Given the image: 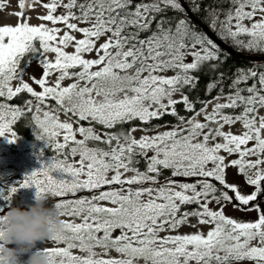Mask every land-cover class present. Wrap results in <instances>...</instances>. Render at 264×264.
Masks as SVG:
<instances>
[{
	"label": "snow or ice",
	"instance_id": "1",
	"mask_svg": "<svg viewBox=\"0 0 264 264\" xmlns=\"http://www.w3.org/2000/svg\"><path fill=\"white\" fill-rule=\"evenodd\" d=\"M226 2L230 7L224 10L202 6V0H49L41 5L46 14L37 16L48 26L30 24L24 13L41 0H18V22L0 26V101L22 93L31 97L26 112L0 102V137L15 143L13 125L31 114L36 139L55 153L21 180L0 182V201L6 202L0 218L19 189L33 187L36 199L52 198L59 215L71 219H61L62 226L43 241L65 245L42 249L50 264H264V115L259 114L264 71L239 69L229 92L221 89L211 100H192L188 94L199 81L194 73L205 66L217 72L224 54L189 11L199 15L203 10V22L218 40L264 55V0ZM60 8L64 12L57 14ZM169 11L178 15L168 16ZM93 53L95 58H86ZM34 58L43 70L40 78L31 77L40 91L23 80ZM16 79L20 82L13 87ZM66 79L73 82L62 86ZM223 79L218 73L207 94ZM178 104L192 115H180ZM60 114L66 119L61 121ZM165 115L177 123L149 127ZM137 120L140 125L123 127ZM236 123L241 133L224 131ZM138 130L144 134L137 139L133 133ZM233 155L237 158L228 160ZM230 167L245 176L250 192L227 181ZM165 170L170 176L160 184ZM233 201L234 208L255 211L257 218L245 222L226 215L224 207ZM213 202L216 210L209 206ZM193 204L197 207L187 210ZM190 217L198 225H211L210 230L160 236L196 227ZM74 249L84 255H75Z\"/></svg>",
	"mask_w": 264,
	"mask_h": 264
},
{
	"label": "rangeland",
	"instance_id": "2",
	"mask_svg": "<svg viewBox=\"0 0 264 264\" xmlns=\"http://www.w3.org/2000/svg\"><path fill=\"white\" fill-rule=\"evenodd\" d=\"M30 2V0H26V3ZM49 0H41L40 4L35 5L34 9L30 10L27 7L24 9V13L26 17H30L28 22L32 25H39L40 23H45L48 26H51L50 22L46 21H41L37 18L38 15H44L46 14V10L41 6L43 3H47ZM0 4L3 5L2 8H0V26L3 25H15L18 22V18L14 15L15 12L20 11L18 7V0H0ZM64 9L60 8L57 12V14L63 13ZM84 26V25H80ZM56 27L63 28V25H56ZM62 34V33H61ZM77 38H82L80 33H73ZM101 43L103 40L100 41ZM74 49L72 47H69L67 49L68 52H72ZM48 58L51 60L54 58V54L48 53L47 54ZM86 58H95V54H91L90 56H87ZM191 58H189L190 61ZM26 73L23 76V80L25 82H28L31 87L35 91H40L41 89L37 84H35L31 77L35 76L37 79L42 76L43 70L42 67L39 66L38 63V58L31 59L28 61V66L26 69ZM166 75H173L172 72L166 73ZM56 76L53 74L50 76L49 83L51 84L54 82ZM19 79L13 80L11 82L13 87L18 86L19 84ZM72 80L66 79L62 82V86H67L69 83H72ZM174 98L179 99V95L177 94ZM220 102H224L221 100ZM27 108V106H26ZM211 110V105L209 106V111ZM260 115H264V109H260L259 112ZM66 117L63 114H60V120L63 121L65 120ZM201 121H203V117H199ZM78 126L74 122V127ZM167 130L165 127L160 128V131ZM224 131H232L234 134H239L243 131L242 125L240 123H236L232 126H225ZM144 133L142 131H136L133 133V135L138 139L141 135ZM149 135L153 133H148ZM79 138V137H78ZM62 139V137L58 138ZM15 145L17 151L12 152L10 149L11 146ZM251 146V144L249 145ZM31 146H28L27 143L23 141L15 142V143H8L7 140L3 137H0V165L3 167V172L0 175V182H7V183H12L15 181L21 180L26 174L39 169L43 164H46L49 162L50 158L54 155L51 156H43L41 154L33 153L30 152L29 148ZM152 153H149L151 155ZM221 155H225V153L221 152ZM237 158L235 155L228 157V160L235 159ZM73 159H78V157H75ZM251 159H255V157H252ZM227 163V161H226ZM211 166V165H209ZM261 167H264V165H261ZM53 175L56 178H59V175L57 173H53ZM127 175L131 176L132 173H128ZM197 178H184V179H179L177 181H186L191 182ZM227 181L229 183H236L238 186L241 187L243 191L250 192L252 190L251 187H245L246 184V178L243 174H240L238 169L236 167H230L227 169ZM163 184V183H160ZM147 186V185H146ZM19 195L21 196L22 202L29 206L35 202V188L30 187V188H22L17 191ZM16 194V193H15ZM92 193L88 192H80L78 195L79 196H90ZM71 198V197H69ZM144 199H147L145 197ZM54 203V202H53ZM237 203L233 201L232 203H228L224 207L225 214L228 215L229 217L236 218L241 221H254L257 218L258 213L255 211H246V210H241L233 207V204ZM197 206V205H196ZM210 208L213 210H216L218 208V205L215 204V202L211 203ZM60 219H71L69 217H64L60 216ZM75 222H80L78 219L75 220ZM189 222L191 225H196V227H190V226H183L180 227L178 232L172 231V232H161L160 236H165V235H175V234H191L195 233L197 231L202 232L203 234H206L208 230H210L211 225H198L197 223V218L195 217H190ZM118 234V233H114ZM63 247L65 246L63 243L56 245L53 242L49 243H38L36 246V249H43L45 247ZM10 247H14V245H10ZM34 249V250H36ZM96 251H100V249H96ZM73 253L75 255H84V253L79 252L78 249H74ZM110 255L112 257L118 256V254L115 251H111ZM17 264H25L23 263L20 258H18ZM138 264H144L143 260L139 261ZM241 264H252L250 261H243Z\"/></svg>",
	"mask_w": 264,
	"mask_h": 264
},
{
	"label": "trees",
	"instance_id": "3",
	"mask_svg": "<svg viewBox=\"0 0 264 264\" xmlns=\"http://www.w3.org/2000/svg\"><path fill=\"white\" fill-rule=\"evenodd\" d=\"M206 4H212L214 7L217 8H222L224 10L228 9L230 5L226 2V0H202V6ZM186 8H188V5H184ZM189 13L194 17L195 20H197L200 24L204 25L205 27L208 28L207 24L203 22V18L205 16V12L202 10L200 11L199 15L193 14L191 11ZM168 16H173V15H178L174 14L173 12L169 11L167 13ZM188 15V13H187ZM189 16V15H188ZM223 18V17H221ZM193 21V20H192ZM196 24V23H195ZM200 27V26H199ZM213 33V32H212ZM214 34V33H213ZM216 37V35L214 34ZM217 38V37H216ZM242 39H247V37H242ZM220 41V40H219ZM222 42V41H221ZM223 44L227 45L233 52V54H229L224 50V54L222 56V64L218 65V71L217 72H212L208 70V67L205 66L201 71L194 73V75L199 77V81L197 86L195 87V90L188 92L187 89H185L186 92H188L190 98L192 100H196L199 98L200 100H211L212 97H215L221 89H223V92L227 94L229 92V84L232 81V78L234 77L235 73L239 69H255L257 71H264V61H252L249 58H256V57H264L262 54H252L249 53L248 51H238L235 47L231 46V43H224ZM222 72L224 74V79L222 82L219 83L218 87L213 90L210 94H207V85L208 83L212 82L213 80L216 79L218 73ZM253 81L249 80L248 84L250 85ZM244 85H242L243 87ZM31 99L30 94L27 93H22L19 94L18 97L13 98L12 101L7 102V101H0V102H7L10 103L11 105L14 106H19L21 107L25 112L27 111L26 104L25 102ZM53 107L55 106L54 101H49ZM177 110L179 111L180 115H185V116H191L192 113H186L184 111V107L182 104H178ZM201 105L199 103L196 104V108L199 109ZM226 112H231L232 110H225ZM240 109H236V112L238 113ZM81 124H84L86 122H80ZM140 121H133L130 124H125L123 127L124 128H130L133 125H140ZM177 121L174 117L170 115H165L159 120H152L151 124L149 127L153 125H174L176 124ZM97 128H100L101 126L97 125ZM164 128V127H161ZM13 131L17 133L18 139L16 140L17 142L23 141L27 143L28 146H31L29 148L30 152L41 154L43 156H51L54 153V150L50 148V146L46 145L43 140H37L36 139V133L38 132V129L35 128L34 122L31 120V114L25 115L24 117L20 118L14 125H13ZM103 147V145H101ZM12 152H15L16 146L13 145L10 147ZM138 167L143 170L145 167V163L143 160H141V163L138 165ZM3 172V167L0 165V175ZM170 176V170H165L163 175L160 177V183L165 182V177ZM175 180L179 179H184L183 177H175ZM214 182V181H213ZM216 183V182H214ZM146 186V185H145ZM133 187H136L133 185ZM53 199L48 198L46 200V205L48 207L53 208ZM4 201H0V205H3ZM12 206H19L22 209H26L28 206L25 205L22 200L21 196L19 193L14 194V199L12 201ZM197 206L195 204L193 205H188L186 206L187 210H192L195 209ZM20 260L25 263L28 259V254H23L19 256Z\"/></svg>",
	"mask_w": 264,
	"mask_h": 264
},
{
	"label": "clouds",
	"instance_id": "4",
	"mask_svg": "<svg viewBox=\"0 0 264 264\" xmlns=\"http://www.w3.org/2000/svg\"><path fill=\"white\" fill-rule=\"evenodd\" d=\"M61 226L58 210L48 207L44 197L26 209L11 206L0 218V264H17L23 254H28L25 264H50L48 254L36 246Z\"/></svg>",
	"mask_w": 264,
	"mask_h": 264
},
{
	"label": "water",
	"instance_id": "5",
	"mask_svg": "<svg viewBox=\"0 0 264 264\" xmlns=\"http://www.w3.org/2000/svg\"><path fill=\"white\" fill-rule=\"evenodd\" d=\"M185 7V6H184ZM186 8V7H185ZM188 15L191 17V19L200 26V28H202L205 32H207L210 36H212V38L214 40L217 41L218 44H220L221 48L224 49L227 53L229 54H233L232 50L225 44H223L221 41H219L214 34L204 25L200 24L197 20L194 19V17H192V15L188 12ZM252 61H264V57H256V58H249Z\"/></svg>",
	"mask_w": 264,
	"mask_h": 264
}]
</instances>
